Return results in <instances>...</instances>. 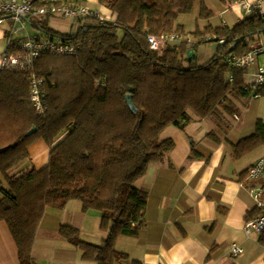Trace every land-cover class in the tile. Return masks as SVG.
Segmentation results:
<instances>
[{
    "label": "trees",
    "instance_id": "trees-1",
    "mask_svg": "<svg viewBox=\"0 0 264 264\" xmlns=\"http://www.w3.org/2000/svg\"><path fill=\"white\" fill-rule=\"evenodd\" d=\"M194 1L98 0L113 22L75 21L68 35L43 29L81 46L73 56L35 59L34 72L46 92L42 115L33 108L25 74L0 70V222L8 227L20 264H33L32 248L46 211H62L73 200L83 214L99 213L105 237L99 244L88 242L70 225L60 226L58 236L83 262H127L115 244L145 227L148 193L135 182L173 150L174 142L161 139L162 132L193 118L213 120L226 130L238 120L235 101L251 95L244 89L247 71L230 68L227 59L264 44V21L246 17L232 27L208 25L191 33V46L151 50L148 36L184 33L175 23L191 13ZM209 35L216 39L205 41ZM220 40L224 43L207 63H185L197 45ZM259 92L264 98V87ZM207 136L218 143L214 132ZM38 141L49 148L47 164L10 175ZM231 147L235 159L264 147V122L257 120L254 133Z\"/></svg>",
    "mask_w": 264,
    "mask_h": 264
},
{
    "label": "crops",
    "instance_id": "crops-1",
    "mask_svg": "<svg viewBox=\"0 0 264 264\" xmlns=\"http://www.w3.org/2000/svg\"><path fill=\"white\" fill-rule=\"evenodd\" d=\"M197 12L199 18L210 14L201 0ZM235 15L238 22L244 19ZM189 22L188 15H182L175 26H182L185 36L208 26L199 28L190 22L192 28H186ZM3 25L0 24V59L8 31ZM222 26L229 27L224 23ZM244 99L236 100V105ZM251 102L253 107L256 103ZM243 109L235 121L237 125L232 124L228 130L219 129L213 120L193 118L183 127L169 126L162 132L164 138L172 139L174 148L163 162L151 163L146 174L135 182L137 188L148 193L145 227L135 236L117 239L115 249L129 259L118 264H264V236H247L244 232L246 221L254 216L248 193L254 183L245 180L246 170L264 155V147L241 159L233 157L231 147L253 134L256 121L264 122V116L258 110ZM211 132L218 143L207 136ZM48 153L42 141L36 142L29 148V158L22 167H27L31 156L34 163L44 167ZM72 202L62 211H46L32 248L33 264L82 262L77 250L58 236L60 226L78 229L69 210L70 204H75ZM78 208L81 211V203ZM232 244L242 249L240 256L231 254ZM0 264H20L17 247L4 222H0Z\"/></svg>",
    "mask_w": 264,
    "mask_h": 264
},
{
    "label": "built area",
    "instance_id": "built-area-1",
    "mask_svg": "<svg viewBox=\"0 0 264 264\" xmlns=\"http://www.w3.org/2000/svg\"><path fill=\"white\" fill-rule=\"evenodd\" d=\"M226 11L240 14L242 18L253 17L264 21V0H221ZM45 15L70 18L74 21L95 20L100 23L106 21L99 12H95L86 0H0V24L7 22L5 49L0 59V70L11 69L25 74L30 86V100L37 114L42 115L46 109V92L43 79L34 72V61L41 54L54 56H73L80 49V42L71 37L48 34L44 28L31 24V19ZM26 26H35L37 34L27 35L26 39L13 38ZM214 35L204 37L205 41L214 40ZM149 48L161 52L168 44L186 43L187 46L195 42L189 36L175 31L159 37L148 36ZM223 40L218 42L219 45ZM262 58V61L259 59ZM232 69L247 71V82L244 87L251 98L260 99V90L264 87V44L255 45L242 56L231 55L227 59ZM231 79V77L229 78ZM245 180L254 184L248 188V193L254 204V216L246 221L244 232L247 236H264V155L246 171ZM231 254L240 256L242 249L232 244Z\"/></svg>",
    "mask_w": 264,
    "mask_h": 264
},
{
    "label": "rangeland",
    "instance_id": "rangeland-1",
    "mask_svg": "<svg viewBox=\"0 0 264 264\" xmlns=\"http://www.w3.org/2000/svg\"><path fill=\"white\" fill-rule=\"evenodd\" d=\"M86 3L89 5L91 9H93L95 12H99L102 17L108 21V22H113L114 17L111 15V12L104 9L98 2V0H86ZM201 3L205 5L207 8L210 10L209 16L205 17H197V11L200 5V0H195V5L191 11L190 14H188V20L190 22H193L194 26H198L199 28H202L204 25H212V26H222L223 23L229 27L234 26L238 22V17L235 15V12L229 10L226 11L225 7L219 0H201ZM31 24L38 26L40 28H44L47 30H50L52 32H56L59 34H73L74 32V24L75 21L70 18H63L60 16H53V15H45V16H40L37 18L31 19ZM189 23H185L186 28H192V26ZM4 25L2 26L3 29L5 27L8 28V31L10 30V24L7 22H3ZM39 32L31 26H26L25 30L19 31L16 35H14V39H26L28 36L27 35H35ZM40 34V33H39ZM258 37V36H257ZM197 42V41H196ZM219 44L216 42H210L206 44H200L197 45L194 50H193V57L188 58L186 60V64L189 62H192L193 64L197 65H202L207 63L210 59H212L216 54L218 50ZM262 61V58L259 59ZM252 96L249 95L246 99H244L243 102L238 103V109L239 113L243 112V108H249L251 109L250 111H255L258 110L261 114L262 117L264 116V98H260L257 100H252ZM251 101H255L252 106ZM264 119V117H263ZM234 121V120H233ZM232 120L230 121V124L232 125H237V123L233 122ZM165 134H161L160 138L164 139ZM25 162V160L23 161ZM23 162L18 164L14 169H12L9 174L10 175H18L22 173L23 171L31 168H42L41 165L38 163H34V157L31 156V159H29L27 164H25L27 167L24 168ZM72 203L75 204H70L69 210L71 212L72 220L75 224L78 226V230L80 232V237L88 242L94 243V244H99L101 243L102 239L105 237V233L102 232L99 229V223H100V216L99 213L97 212H91L90 214H82L80 209L78 208L80 205L79 201L73 200ZM73 205H76L77 209L74 208ZM58 222V221H57ZM53 232V229H52ZM79 253V251H77ZM80 255V253H79ZM79 264H93V263H87V262H80Z\"/></svg>",
    "mask_w": 264,
    "mask_h": 264
},
{
    "label": "water",
    "instance_id": "water-1",
    "mask_svg": "<svg viewBox=\"0 0 264 264\" xmlns=\"http://www.w3.org/2000/svg\"><path fill=\"white\" fill-rule=\"evenodd\" d=\"M33 27H35V26H33ZM126 102H127L128 106L130 107V109H132L133 111H135V107H134V105L132 103L131 95H127L126 96Z\"/></svg>",
    "mask_w": 264,
    "mask_h": 264
}]
</instances>
